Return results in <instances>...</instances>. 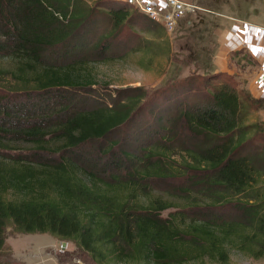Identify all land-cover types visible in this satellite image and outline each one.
I'll return each instance as SVG.
<instances>
[{"label":"trees","instance_id":"16d2710c","mask_svg":"<svg viewBox=\"0 0 264 264\" xmlns=\"http://www.w3.org/2000/svg\"><path fill=\"white\" fill-rule=\"evenodd\" d=\"M100 4L0 0V83L8 88L0 91V254L14 228L74 243L95 264H228L230 243L264 255V124L249 121L264 98L192 76L95 103L109 82L88 62L112 51L107 40L135 18L105 1L112 32L91 45ZM132 45L126 40L122 55ZM168 183L178 184L172 192L182 202L175 219L164 213L178 205L156 192ZM224 204L241 216L183 220L185 211Z\"/></svg>","mask_w":264,"mask_h":264},{"label":"rangeland","instance_id":"374dc122","mask_svg":"<svg viewBox=\"0 0 264 264\" xmlns=\"http://www.w3.org/2000/svg\"><path fill=\"white\" fill-rule=\"evenodd\" d=\"M84 1L89 6L101 3L100 5L104 7L102 8L101 22L96 32L90 36V44L94 45L100 39L105 41V34L112 32V29L108 28L110 24L105 22V1L112 0ZM113 1L122 3L119 0ZM192 3L198 7L196 12L182 18L172 31L164 25L144 22L138 11L131 8L135 12L134 20L123 30L121 35L113 33L114 37L107 40L112 51L109 53L100 51L102 53L97 52L95 54V56L101 54L102 59L108 63H101L103 60L100 56H97L99 58L92 56L88 62L91 64L90 70L93 74L98 75L103 83L109 82L108 87L106 84L105 87L103 84L101 87H97L95 94L98 100H94L95 103H99V105L109 104L114 97L117 99L119 91H121L122 96L126 89L131 88H145L148 93L153 94L157 90L165 89L173 81L192 76L207 78L213 85L227 82L240 93L245 92L256 99L264 98H259L255 92L250 90V84L254 78L256 80L258 69L257 63L244 52H237L227 57L225 62L228 72H218L220 67L217 64L216 56L219 53L217 42L219 30H215L213 26H207V23L201 19L204 18L206 21L209 20L211 23L221 26L216 21L220 20L226 24L229 20L220 16L225 15L247 22L264 24V0H193ZM209 11L211 14L208 13ZM190 21L194 22L192 26H190ZM133 26L137 29L140 28L139 31L135 30L139 36L132 34L130 29ZM126 40H132L133 50L127 55H122L121 52H124L121 51L122 44ZM89 51L86 55H90L91 52ZM79 58H83V55H80ZM146 61H149L148 68L144 66ZM217 75H221V78L216 79ZM1 83L0 85L4 84V88L0 86V91L1 89H8L5 82ZM95 106L92 104L88 109L95 108ZM249 121L250 123L258 121L264 124V109L253 111ZM87 148L91 154L93 152L94 157V151L98 154L100 147L88 146ZM19 150L23 149H16L15 153L18 154ZM114 150L118 151L117 149ZM258 166L259 170L264 172V163L260 161ZM165 186L159 189L156 187V192L159 191L158 193L174 200V204L178 205L179 209L175 208L164 213L166 218L175 219L178 216V211L182 209L180 208L182 202L178 200L180 196L173 193L178 184L168 183ZM153 187L155 188V185ZM228 201L233 200L228 198ZM235 207L224 204L216 210H189L183 212L186 216L183 220L194 221L199 219V215L205 218L214 217L215 220H235L241 216ZM183 227L186 226L183 225ZM6 238V250L0 254V264H95L74 243L61 242L49 234H21L17 233L14 228H8ZM62 245L64 251L60 250ZM228 253L230 257L228 264H264L263 254L252 257L248 253L241 252L234 243L229 244ZM185 264L220 263L206 259Z\"/></svg>","mask_w":264,"mask_h":264},{"label":"crops","instance_id":"0c3cea01","mask_svg":"<svg viewBox=\"0 0 264 264\" xmlns=\"http://www.w3.org/2000/svg\"><path fill=\"white\" fill-rule=\"evenodd\" d=\"M120 1V0H119ZM184 2H192L193 0H181ZM209 14L210 11L208 12ZM213 13V12H212ZM223 18H227L229 22L225 24L223 21H216L221 26L211 23L208 19L206 21L201 18L202 21L207 23V26L215 27L218 29V49L219 53L216 56L217 64L220 67L218 72L226 71V59L230 55L237 52H244L255 63H257L256 80L251 82L250 90L255 92L256 96L264 97V87L262 84V73L264 72V24L247 22L240 19L220 15ZM193 21H190V26L193 25ZM223 24H225L223 26ZM221 33V34H220Z\"/></svg>","mask_w":264,"mask_h":264},{"label":"built area","instance_id":"2783aa9c","mask_svg":"<svg viewBox=\"0 0 264 264\" xmlns=\"http://www.w3.org/2000/svg\"><path fill=\"white\" fill-rule=\"evenodd\" d=\"M128 7L148 16L153 21L172 31L184 17L196 12L198 7L192 2L181 0H120ZM264 32V31H263ZM264 87V72L262 73ZM64 251L63 245L60 247Z\"/></svg>","mask_w":264,"mask_h":264}]
</instances>
